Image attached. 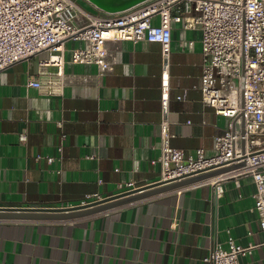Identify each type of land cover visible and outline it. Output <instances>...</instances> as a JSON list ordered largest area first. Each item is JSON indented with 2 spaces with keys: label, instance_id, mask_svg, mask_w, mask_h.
<instances>
[{
  "label": "crops",
  "instance_id": "obj_1",
  "mask_svg": "<svg viewBox=\"0 0 264 264\" xmlns=\"http://www.w3.org/2000/svg\"><path fill=\"white\" fill-rule=\"evenodd\" d=\"M172 26L170 142L186 154L203 148L212 156L228 120L202 99L201 32ZM106 44L118 58L99 75L96 64L69 62L70 49L84 42H66L61 95L27 86L46 53L0 71V208L78 205L96 193L122 192L127 182L160 179L153 160L160 154L161 44ZM224 188L218 196L211 185L184 187L74 221H0V264H204L216 241L227 247L228 234L242 245L264 242L252 176ZM240 263L264 264V246Z\"/></svg>",
  "mask_w": 264,
  "mask_h": 264
},
{
  "label": "built area",
  "instance_id": "obj_2",
  "mask_svg": "<svg viewBox=\"0 0 264 264\" xmlns=\"http://www.w3.org/2000/svg\"><path fill=\"white\" fill-rule=\"evenodd\" d=\"M173 23L201 32L202 99L228 120L226 131L215 138L216 153L212 156L203 148L186 154L170 142L173 134L169 120V60ZM68 40L84 42L70 49L69 62L96 64L99 75L112 70L118 58L116 52L107 48L108 41L159 42L162 53L160 154L153 160L161 166L159 180H180L243 163L166 193L211 185L220 196L225 181L252 176L256 189L251 198L259 213V226L264 230V0H147L118 13L90 10L81 0H0V71L20 60L46 53L39 60V76L30 77L27 86L49 95H61L67 83ZM189 45L192 48L194 41H189ZM50 66L55 70H48ZM184 97L185 94L180 95L179 99ZM58 125L62 127L63 120ZM61 135L63 139L66 137L65 132ZM26 139L22 132L19 140ZM57 150L61 152L62 145ZM46 157L49 162L56 159ZM125 187L122 192L139 186L127 182ZM103 198L96 193L79 204ZM71 205L75 204L66 206ZM226 242L227 247L216 241L204 257V264H241V257L264 246V242L242 245L230 234Z\"/></svg>",
  "mask_w": 264,
  "mask_h": 264
},
{
  "label": "water",
  "instance_id": "obj_3",
  "mask_svg": "<svg viewBox=\"0 0 264 264\" xmlns=\"http://www.w3.org/2000/svg\"><path fill=\"white\" fill-rule=\"evenodd\" d=\"M95 9L106 13H118L131 9L147 0H84ZM243 163L233 166L220 167L200 174L182 178L180 180H158L151 184L117 193L101 200L88 204H75L61 207H21L0 208V220H39V221H64L80 219L92 216L115 208L134 203L152 196L187 186L206 178L216 176L231 168L241 166Z\"/></svg>",
  "mask_w": 264,
  "mask_h": 264
},
{
  "label": "rangeland",
  "instance_id": "obj_4",
  "mask_svg": "<svg viewBox=\"0 0 264 264\" xmlns=\"http://www.w3.org/2000/svg\"><path fill=\"white\" fill-rule=\"evenodd\" d=\"M82 5L84 6V7H86V8H88V9H92L93 11H96V9L93 7V6H91L90 4H88L86 1H84V0H82Z\"/></svg>",
  "mask_w": 264,
  "mask_h": 264
},
{
  "label": "flooded vegetation",
  "instance_id": "obj_5",
  "mask_svg": "<svg viewBox=\"0 0 264 264\" xmlns=\"http://www.w3.org/2000/svg\"><path fill=\"white\" fill-rule=\"evenodd\" d=\"M81 2H82V0H81Z\"/></svg>",
  "mask_w": 264,
  "mask_h": 264
}]
</instances>
